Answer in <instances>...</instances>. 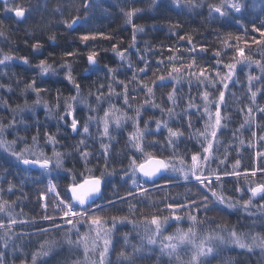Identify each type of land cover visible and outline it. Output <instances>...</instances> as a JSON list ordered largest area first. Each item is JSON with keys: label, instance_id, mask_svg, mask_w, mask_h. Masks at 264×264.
I'll return each instance as SVG.
<instances>
[{"label": "snow or ice", "instance_id": "obj_1", "mask_svg": "<svg viewBox=\"0 0 264 264\" xmlns=\"http://www.w3.org/2000/svg\"><path fill=\"white\" fill-rule=\"evenodd\" d=\"M161 0H152L150 7H159ZM207 3L208 16L214 21L227 22L232 20L236 25H240L241 14L248 5L244 0H219V3H212L209 0H169V5L183 12L184 10L194 11ZM260 12L264 14V0H258ZM72 5L69 4V7ZM91 0H79L76 11L79 13L83 8L85 15L91 8ZM256 7V3L252 5ZM0 10L5 13H14L19 20L25 17L28 11L23 5L12 3L9 0H2ZM55 11H63V7L58 4ZM125 23L131 26L132 34L128 48L122 49L118 41L113 44L111 51L123 62L122 65L113 68L104 66L105 82L97 83L100 79L93 80L89 85L87 95L83 94V86L77 82L73 75V66L69 57H76L78 52L65 51L60 57V71L64 72L63 79L72 85L74 93L64 96L62 91L57 88L54 103L44 99L42 93H50L51 89L41 87L38 81L45 76H57L59 72L53 63L47 59L39 60L38 64L32 65L26 56L16 55L14 50L9 47L8 52H3L0 48V66L5 68L10 66V62H21L29 68L35 67L36 74L24 83L20 89V95L26 96L29 92L35 95V99L29 103L27 99L23 104L17 103L11 106L3 95H0V108L9 113L10 118L0 113V152H3L18 163L22 164L25 171L37 172V183H43L46 179V188L41 191L39 196L40 208L43 210L40 219L49 222L50 227H35V232H17L18 226L27 224L36 225V218L31 221L21 219L24 215L21 212L15 213L16 200H8L0 197V264H15L19 259V264H45V258L51 256L57 249L65 252L63 264H113L110 259L111 253L115 249L116 241L114 237L119 233L124 225H132V229L140 237V243L130 244V233H122L123 246L117 253L116 264H135L137 256H143L145 252L150 256L158 249L157 262L163 264L161 258L167 257L168 264H211L212 260L221 256V253L230 246L253 252L259 249L264 253V230L256 231L257 225L264 229V181L249 179L256 177L257 172L264 173V165L248 170L242 174L237 169L240 160H236L232 165V171H220V167L225 165L228 157L229 146L225 145L224 159H220L215 153L221 144L219 134L228 127L231 119L226 111L228 103V91L231 87L244 83L239 80L238 72L242 71V66L252 67L253 64L259 69V75L247 74V86L245 92L248 102L240 106V98L235 93L232 96L237 101L236 111L242 117L239 127L233 130V138L239 139V134L249 126L253 139L264 141V134L258 135L256 130L251 128L257 120V114L264 116V105L258 103V96L264 95V53L261 59H253L246 53L249 42L239 34L227 32L217 36L218 47L211 48L209 45L194 42L190 33L180 35L177 29L181 26L175 24L170 27L172 35L178 37V41H186L188 47L180 44L169 45L166 49L163 43L152 45L148 40L144 41V47L138 46V34L145 33V27L137 25L134 17L142 11L139 8H121ZM84 19L79 15H71L61 21L66 30L75 31L76 25ZM253 32H259L260 39L253 40L261 48H264V16L258 20L249 21ZM247 35L245 28L244 36ZM111 40V34L89 32L79 35L81 43L94 41L97 37ZM0 38L6 39V34L0 30ZM53 43L56 40L55 34L49 36ZM235 43H231V41ZM11 43V42H9ZM27 43V42H26ZM243 44V46H241ZM42 44L36 41L31 44L33 52L39 53ZM190 57L187 61L182 56ZM132 50H135L137 60L135 63L130 59ZM211 50V57L207 54ZM231 50L232 56L225 62V56ZM170 53L164 55V52ZM159 57L153 63L148 53ZM49 55H52L51 53ZM87 55L88 68L86 73L96 72L98 65V52L90 49ZM202 60L203 63H198ZM167 61V64H165ZM123 64L127 65L124 70L125 75L131 71V76L121 80L117 76ZM143 65V66H141ZM162 69H166L163 70ZM152 71V77H148V72ZM0 76H8L7 72H0ZM141 77H144L143 79ZM187 81L189 85V95L186 99V106L182 109V115L187 118L188 138L195 139L199 144L198 150L181 152L179 144L182 142L185 132L181 127L170 126L169 121L179 117L175 108L180 99L177 85L182 81ZM17 80V85L20 84ZM261 82L260 87L256 83ZM195 84L199 91L202 103H197L196 98L191 95V87ZM167 101L169 107L165 109L163 102H155V88H168ZM107 88V91H105ZM120 88V91H117ZM0 90L4 92L14 91L11 83H0ZM143 90L144 95L141 103L134 104L137 97L134 93ZM95 99V104L92 99ZM120 100L122 106L113 103V99ZM107 103L103 115H99L100 109ZM37 107H43L45 115L49 119L57 120V131L50 133L45 130L43 133L44 145L40 144V129L31 136V143L28 138L15 131L13 139L8 140L7 134L22 126L25 132L29 131L40 121L37 118ZM148 107L161 112V117L167 116L168 119L155 118V132L151 131L152 117L143 119V112ZM62 109V110H61ZM134 112L128 115L127 110ZM195 113L203 120V129H194L192 113ZM214 109V110H213ZM81 110L87 112V118L83 125L77 115ZM31 114V123L28 122L27 114ZM70 121V123H69ZM143 121V127H141ZM127 122L132 123L133 130L128 133L125 148L131 151L117 152L119 167H110L113 164L112 142L116 139L112 135L113 125L116 131L122 130ZM95 123L99 137L100 150L90 151L91 145L88 138L97 139L92 136L91 126ZM71 129V134L79 135L82 138L73 143L70 151H60V125ZM162 129H166L167 135L164 141L153 139L146 141V136L157 135ZM107 141V142H105ZM240 145L245 141L239 139ZM23 145L17 150L19 145ZM51 146V155L47 154L45 148ZM159 145L160 156L155 151ZM248 143V147H252ZM171 150L170 155L164 156L163 153ZM239 151V148H237ZM190 153V162H189ZM82 162V168L76 167V156ZM97 158L99 175L96 174V166H90L93 157ZM126 157L127 163H124ZM256 157L264 160V151L257 149ZM72 158L73 167H65V160ZM216 161L217 168L213 169L211 163ZM7 169H3L7 173ZM55 173V176H53ZM232 176L236 178L233 186L234 195L226 194L225 184L228 183L223 177ZM245 179L247 189L240 184V179ZM66 179L64 189H60V180ZM55 181V182H54ZM23 183V182H22ZM150 185L151 187H147ZM184 187V193L171 195V189ZM16 185L12 180L8 181L7 192L13 193ZM5 191L0 187V193ZM154 193H164L159 201L154 200ZM183 196V200L180 197ZM247 197V198H245ZM259 201V203H257ZM148 202L151 207L156 209L151 216L141 213L139 219H133L137 215L139 205ZM162 203L163 208L157 205ZM127 204L128 211L125 215L107 216L105 213L109 209L117 212L123 210V205ZM54 213L50 215L49 207ZM167 212V214H163ZM242 212L246 214V219L250 221L247 231L238 230L236 224H231L223 220L227 214ZM200 213L204 215L201 216ZM209 213H216L221 217V222L216 221V216H209ZM188 222L186 229L177 227L171 234L165 235V226H171L170 222L181 224ZM201 234L203 225H211ZM67 226V227H65ZM81 227L84 231H81ZM143 229V235L140 233ZM61 232L63 241L55 238H48L51 231ZM29 236H44V240L37 241V247L30 253V259L24 251L22 244H17L16 240H23ZM131 246L132 251H127ZM16 254H19L18 256ZM220 264H233L231 258L221 261Z\"/></svg>", "mask_w": 264, "mask_h": 264}, {"label": "trees", "instance_id": "obj_2", "mask_svg": "<svg viewBox=\"0 0 264 264\" xmlns=\"http://www.w3.org/2000/svg\"><path fill=\"white\" fill-rule=\"evenodd\" d=\"M16 1V0H15ZM10 3H12V0H9ZM20 5H23L28 11H26L24 19H17L14 17V13L12 14H4L2 10H0V30H3L6 34L5 38H0V48L3 49V52H8L9 47H11L16 55L20 56H26L31 61L32 65L38 64L39 60L41 59H47L49 63H53L55 67H57V70L59 72V75L57 76H45L42 77L40 81H38L39 86L50 88V93H42L44 96V99L53 102L56 95V89L59 88L64 96L72 95L74 93L73 87H65L67 81L63 79L64 72L60 71L59 65H60V57L61 54L65 51H76L78 52V55L74 58L69 57V61L72 63L73 66V75L76 76L77 82L80 83L83 86V94L87 95L89 90V85L92 83L93 80H97V77L100 79L97 81V83L105 82V72L104 69L105 65H108L109 67L116 68L120 65H122L123 62H121L111 51V47L113 44H116L118 41H123L122 44H119V47L122 49L128 48L129 41L131 40V34L132 29L130 25H127L125 23V18L123 16V13L120 11L121 8H124L125 10H128L129 8H139L142 9L140 13L136 17H134V22L137 25H142L145 27V33L138 34V46L143 49L144 47V41L148 40L152 45H160L163 43L164 48L166 49L169 45L172 44H180L183 45L185 48L188 47L186 44V41H178V37L171 34L169 31L170 27L179 24L181 27L177 29L180 35H183L185 33H190L193 36L194 42L197 44L204 43L209 45L211 48L218 47V40L217 36L220 31H223V33L231 32L234 34H239L244 37L249 42V47L246 49V53L251 55L253 59L259 60L261 59V54L264 53V48H261L257 44L253 43V40H259L260 34L259 32H253L251 28V24L249 21L252 20H258L261 16H264L260 12L258 2H256V7H253L252 5L254 3H250L249 0H245L244 2L248 5L247 8L243 10L242 13V19L240 25H236L235 22L228 20L227 22H221V21H214L209 18L208 16V7L207 3L204 4L203 7L199 8L200 11H188L184 10L183 12L179 11L178 9H175L174 7L169 5V0H161L159 7H150L152 4V0H91L92 7L87 10V14L85 15V11L83 8L80 9L79 13L76 11V5L79 4V0H18ZM209 2L212 3H219V0H209ZM60 4L63 7V11H55L57 5ZM69 4L72 6L69 7ZM0 7H2V2L0 1ZM202 13V15H201ZM71 15H79L83 17L84 19L81 20L80 24L76 25V30H66L63 23H61L62 20L66 18H70ZM223 27V29H222ZM245 28H247V35L244 36ZM229 30V31H228ZM89 32L94 33H105V34H111L114 38L111 40H105L101 37H97L94 41H88L85 42L87 44V47H85L84 43H81V41L78 39L79 35L81 34H87ZM55 34L56 40L53 43L51 40H49V36ZM39 41L42 44V48L40 49L39 53L33 52V49L31 48V44ZM11 42V43H9ZM27 42V43H26ZM231 43H235V41H231ZM243 46V44H241ZM90 49H94L98 52L97 60V71L94 73H85V69L89 67L87 63V53ZM52 55H49V54ZM170 53L164 52V55H169ZM182 56H184V60L187 61L190 59V57L184 55L183 48L181 49ZM149 57L151 58V61L154 63L155 60L159 57V52L156 56H152L151 53H148ZM212 52L209 50L207 57H211ZM232 56L231 50L228 51V55L225 56V62L229 60V58ZM136 57L135 50H132V54L130 55V59L133 61V58ZM133 63H135L133 61ZM198 63H203L202 60H198ZM165 64H167V61H165ZM143 66V65H142ZM127 68L126 64H123V66L120 68V72L117 76L118 79H125L126 75L128 77L131 76V71H128L125 75V69ZM243 70L238 72L239 80L244 83V87H241L240 84H237L233 87H231L228 91V103L226 105V111L230 115L231 119L228 122V127L223 129L222 133L219 134V140L221 141L220 147H218V150L216 151V155L220 157V159H224V152H225V145L229 146L228 151V157L227 159H231L233 157V154L235 152L236 146H248V143L251 142L252 133L249 129V126H245V129L242 130V132L239 134V139H243L245 141V145H240L239 139L233 138V130L239 127V124L242 121V117L240 116L239 112L236 111L237 108V101L232 96V93L236 94V97L240 98V106H243L244 103L248 102V96L245 92V88L247 86V74L252 73L253 75H259L260 71L256 67L255 64L252 65L251 68L247 67L245 69L242 66ZM166 70V69H162ZM0 72H7L8 76H0V83L9 84L11 83L14 91L12 92H4V90H0V95H3L5 99L8 100L9 104L11 106H15L17 103L23 104L24 100L27 99L29 103H31L33 100L31 99L32 93L29 92L26 96H20L18 98L17 96L20 94V89L23 88L24 83H27L32 76L36 74L35 67L29 68L27 65H23L21 62L14 63L10 62V66L5 68L4 66H0ZM148 77H152V71L148 72ZM142 79L144 77H141ZM17 80H20V84L17 85ZM261 82L256 83V87H260ZM177 88L179 89L178 95L180 96V99L178 100L177 104L178 106L175 108V111L177 113H181L179 117L173 118L169 121L170 126L172 127H181V124H183V127L181 128L182 131L185 132L184 137L181 138L183 140L179 144V150L181 152L189 151V150H196V148L193 147L195 143V139H189L186 136V133L188 132L187 128V118L182 115V109L186 106V99L189 95V85L187 81H182L180 84L177 85ZM105 91H107V88H105ZM117 91H120V88H117ZM170 91V87L168 88H155V102L161 103L163 102V106L165 109H167L170 105L167 101V92ZM199 91L200 89L197 88L195 84L191 87V95L196 98L197 103H202L200 97H199ZM15 94V96H14ZM136 95L137 99L134 101V104L141 103V98L144 95L143 90L139 91L138 93H134ZM113 103H116L118 106H122V103L120 100H115V98L112 101ZM92 103L95 104V99H92ZM258 103L263 105L264 104V95L258 96ZM62 110V109H61ZM127 110V109H126ZM147 110L150 115L154 118L155 116H158L161 114V112L156 109L153 110L151 107H148ZM154 112H153V111ZM128 115L132 116L134 115V112L131 110H127ZM192 113V120L194 124V129H203V120L199 118V116L195 113V110H190ZM37 118L40 121L38 125H34L31 127V129L27 132L23 130L22 126H17V129L14 131H10L9 133L13 132L15 134V131H19V134L22 136H26L28 138L29 144L31 143V136L36 132L37 127L40 129V144L44 145V137L43 133L45 130L49 131L50 133H55L57 131V120L56 119H49L45 115V111L43 107H37ZM157 112V113H155ZM0 113H3L5 116H8L10 118L9 113L3 108H0ZM83 113L87 116V112L85 110H82V112H78L77 115L81 120H83ZM153 113V114H152ZM99 115H101V112L99 111ZM84 116V118H86ZM28 122L31 123V114H27ZM164 119H168L167 116H164ZM70 123V121H69ZM130 124L127 122L125 124V127L122 130L116 131L113 129L112 135L116 137V139L112 142V153H113V164L110 167H119L118 160L119 158L115 155L117 152L123 151H131V149L125 148V142L127 141L129 127ZM251 128L253 130H258L257 133L260 135L263 132L264 129V116H260L256 120V122L251 125ZM60 133L58 134V139L60 141V151H70L71 147L74 142L78 141V135L71 134V130L67 127H65L63 124L60 125ZM97 133V131H94ZM156 137H159L157 135ZM153 138V135L146 136V141H151ZM251 140V141H250ZM164 141V140H160ZM107 142V141H105ZM91 148L90 151H99L100 150V144L96 142L95 144H90ZM23 146V145H22ZM50 146V145H49ZM47 146L45 148V151L48 152ZM252 148V147H251ZM152 151H155L157 156H160L159 151V145L156 146L155 149H151ZM171 150L165 151L163 153L164 156L170 155ZM246 152V150L244 151ZM243 156L248 157L247 154H244ZM93 161L91 162L90 166H96V174L99 175V166H102V160L100 162V165H97V158L94 156ZM226 159V161H227ZM220 167V171H232L230 167L226 165ZM253 160H251L248 164L245 165V167H241L239 170H252L253 168ZM74 160L72 158H67L65 160V167L71 168L73 167ZM76 167L82 168V162H79L78 155L76 156ZM124 163H127L126 157L124 158ZM213 166H217L216 161L212 162ZM260 165H264L263 163H259L257 167ZM22 164H17L16 162L12 161L10 156L7 154H4L0 152V187L4 188L5 191L3 193H0V197H3L4 199L8 200H16L18 197L20 199L17 202V205L15 206V213H20L21 209H23L24 215H21V219H27L32 220L33 217L36 218V220L40 219V216L42 215L43 210L40 208V201L39 196L41 194V191L46 188V179L43 181V183H37L36 177L38 176L37 172H30L25 171ZM217 168V167H216ZM3 169H7V173L3 172ZM241 170V171H242ZM263 174H258L259 181H262L264 179H259L260 176H263ZM55 176V174H53ZM257 177V176H256ZM256 177H249V179H255ZM261 178V177H260ZM12 180L13 183L16 185V189L13 193L7 192V186L8 181ZM228 183L225 184V187L230 184L233 186L236 183V178L230 176L229 178H224ZM244 180V181H243ZM256 180V179H255ZM23 182V183H22ZM55 182V181H54ZM240 184L245 186V190L247 189V184L245 182V179L242 177L240 179ZM60 189H64L65 185L67 183L66 179L60 180ZM185 188L179 187V188H173L171 189V195H175L177 193H184ZM232 195H234V191L229 192ZM164 195V193H154L153 198L156 201H159L160 198ZM247 198V197H245ZM181 200H183V196L180 197ZM259 203V201H258ZM159 208H163L164 205L162 203L157 205ZM123 210L120 212H117L115 209H109L105 213L107 216L112 215H125L128 211L127 204L123 205ZM153 207L149 205L148 202H145L142 205H139L137 208V215L133 217V219H139V216L141 213L145 216H151V214L155 211ZM48 213L50 215H57V213L53 212L52 207L50 206L48 209ZM167 214V212L163 213ZM201 216H203V213H200ZM209 216H216V221L221 222V217L217 216L216 213H209ZM42 220V219H41ZM223 220L230 222L231 224H236L238 226V230L244 231L249 227L250 221L246 219V214H243L242 212H235V214L231 213L230 215H225L223 217ZM37 224V221H36ZM171 226H165L166 232L175 230L177 227H181L186 229L188 227V222L184 221L181 224H177L175 222H170ZM38 226V224H37ZM36 225L32 228H35ZM212 227H215V223H212L211 225H203L201 228V231H204L205 229ZM19 228H24L23 226L17 227L15 230L18 231ZM128 232L130 233L129 239L130 244H136L138 245L140 243V237L136 234V231L132 229V225H124L120 228L119 233L114 237L116 241L115 249L111 253L110 259L112 260L113 264H116V256L117 253L121 250V247L123 246V239H122V233ZM141 235H143V229H140ZM55 235V234H54ZM54 235L49 234L48 238H55ZM44 236H31L29 238H25L23 240L17 239L20 243L26 242L29 244V246H24L25 253L30 256L31 251L27 250L31 244L37 243L38 240H44L42 239ZM30 251V253H29ZM127 251L131 252L132 248L129 246L127 248ZM157 253L158 249H156L155 252H153L150 256L147 252L144 253L143 256H137L135 259V264H158L157 262ZM17 256L19 254H16ZM65 253L60 251L59 260H57V264H63V257ZM257 254H250L245 253L244 251L235 252L233 257L238 258L242 257L244 258L243 261L240 264H255L257 261ZM227 257L233 258L231 255H222L217 257L216 259L212 260L211 264H220L221 261H226ZM248 258H251L248 260ZM163 264H168V258L162 257L161 258ZM19 262V259L16 260L15 263ZM238 262L235 264H238ZM10 264H11V258H10Z\"/></svg>", "mask_w": 264, "mask_h": 264}, {"label": "rangeland", "instance_id": "obj_3", "mask_svg": "<svg viewBox=\"0 0 264 264\" xmlns=\"http://www.w3.org/2000/svg\"><path fill=\"white\" fill-rule=\"evenodd\" d=\"M245 1V0H244ZM250 1V3H256V2H258V0H249ZM15 3L16 4H20L19 2H18V0H16L15 1ZM3 13L4 14H11V13H5L4 11H3ZM243 13V12H242ZM242 13L241 14H237V15H242ZM13 14V13H12ZM14 15V14H13ZM14 17H15V15H14ZM21 19H24V18H21ZM20 19V20H21ZM232 21V20H231ZM234 22V21H233ZM136 60H137V57H134L133 58V61L134 62H136ZM15 63V62H14ZM16 63H19L18 61L16 62ZM142 66V65H141ZM245 69H247V66L245 65V66H243ZM69 86H71L72 87V85L71 84H69L68 82L66 83V85H65V87H69ZM33 94V93H32ZM14 96H15V94H14ZM20 94L17 96L18 98H20ZM31 99L32 100H34L35 99V95L33 94L32 95V97H31ZM264 105V104H263ZM108 107V104L107 103H105L104 104V106L100 109V112H101V116L103 115V111H104V108H107ZM214 110V109H213ZM148 111H150V110H147V111H145V112H143V119L144 120H147V119H149V117H152V115H150L149 113H148ZM153 111V110H152ZM82 112V110L80 111V113ZM154 112V111H153ZM155 113H157V112H155ZM153 114V113H152ZM83 115H84V113H83ZM84 116H86V115H84ZM84 116H83V120H81L80 119V124H81V126L83 125V122H84V120L87 118V116H86V118H84ZM261 116V115H260ZM258 117H259V114H257V119H258ZM155 118H162V119H164V117H161V114H159L158 116H155L154 118L152 117V124H151V131H153V132H155V123H154V120H155ZM129 124H130V128H129V131L131 132L132 130H133V127H132V123L131 122H129ZM141 127H143V121H141ZM70 129V128H69ZM113 129H114V125H113ZM198 129V128H197ZM94 131H97V126H96V124L95 123H93L92 124V126H91V133H92V136H94V137H97V139H92L91 137L90 138H88V143L89 144H95L96 142H98V144H99V137H98V133H96V132H94ZM258 131V130H257ZM129 132V133H130ZM258 134V133H257ZM261 134H264V129H263V132L261 133ZM260 134V135H261ZM13 135H14V133L13 132H11V133H9V134H7V139L8 140H11V139H13ZM157 135H159V137H156ZM157 135H153V138L151 139V140H153V139H158V140H164V136L165 135H167V131H166V129H162L161 130V132L159 133V134H157ZM186 136L188 137V132L186 133ZM127 137H128V135H127ZM82 137L81 136H79L78 135V140H80ZM251 140H252V148L251 147H248V146H236V150H235V152H234V154H233V157L231 158V159H227V161H226V165L228 166V167H230V169H232V165H234L235 164V161L236 160H240V166H239V168H243V167H245V165L246 164H248L251 160H253V168L252 169H254V168H258L257 167V165L259 164V163H263L264 162V160H260V159H258L257 157H256V151H257V149H259V150H261V151H264V141H259V140H256V139H253V137H251ZM250 140V141H251ZM181 141H183V140H181ZM195 143H197V141H195ZM243 145H245V143L243 144ZM20 147H23L22 146V144L21 145H19L18 147H17V150H19V148ZM193 147L194 148H196V150H198L199 149V144L197 143V144H194L193 145ZM218 147H220V145L218 146ZM100 148V147H99ZM237 148H239V151H237ZM49 150H48V152L49 153H47V154H49V155H51V146H49V148H48ZM170 150V149H169ZM246 150V152H244ZM168 151V150H167ZM47 152V151H46ZM3 153V152H2ZM5 154V153H4ZM244 154H247L248 155V157H245V156H243ZM10 158H11V160L12 161H14V162H16L15 160H14V158H12L11 156H10ZM225 158V157H224ZM92 161H93V159H92ZM189 162H190V153H189ZM17 163V162H16ZM18 164V163H17ZM211 167L213 168V169H215L217 166H213L212 165V163H211ZM238 168V169H239ZM242 170V169H241ZM239 170L242 174H244L245 173V171L247 170V169H245V170ZM249 172L251 171V170H248ZM53 174H55V173H53ZM258 174H263V173H261V172H257V177L255 178L256 180L258 179ZM230 176H228V177H226V178H229ZM243 177V176H242ZM250 177V176H249ZM261 177V178H260ZM259 177V179H264V175L263 176H260ZM225 177H223V179H224ZM244 181V180H243ZM262 181H264V180H262ZM46 184H47V181H46ZM229 185V184H228ZM226 186L225 187V190H226V194H229V195H232L231 193H229V192H231V191H233V190H231L232 189V184H230V186ZM147 187H151L150 185H147ZM41 202V201H40ZM42 203V202H41ZM257 203H258V201H257ZM233 214H235V212H233ZM244 214V213H243ZM57 215H58V213H57ZM29 221H31V220H29ZM37 221V224H38V227H50V224H49V222H47V221H44V220H41V219H38V220H36ZM37 224H36V227H37ZM19 227V226H18ZM23 227L24 228H19L18 229V231L17 232H26V233H29V234H31V233H33V232H35V228H32V227H34L31 223L30 224H27V225H23ZM65 227H67V226H65ZM248 230V227H247V229H245L244 231H247ZM256 231H262V230H264V229H261V227L259 226V225H257V227H256V229H255ZM81 231H84V228L83 227H81ZM175 230H172V231H169V232H164V234L165 235H168V234H171L172 232H174ZM49 234H51V235H54L55 236V239H57V240H60V241H63V239H64V237H63V234L61 233V232H56V231H51V232H49L48 233V235ZM201 234H203V231H201ZM29 237H31V236H29ZM29 237H26V238H29ZM42 239H44V238H42ZM16 243L17 244H22L23 246H29V244L28 243H26V242H22V241H20V243L18 242V241H16ZM38 245H37V243H34V244H31V246L27 249V250H30V251H32V250H34V248H36ZM30 251H29V253H30ZM240 251H244L245 253H250V254H257L258 256H257V259H256V263L255 264H264V253H262L259 249H256V250H254L253 252H247L246 250H241V249H238V248H235V247H232V246H230L228 249H226V250H224L222 253H221V256L223 255H231L232 257H233V255H234V253L235 252H240ZM65 253V252H64ZM59 255H60V250L59 249H57L51 256H49V257H47V258H45V264H57V263H55V262H57V260H59L60 258H59ZM230 257H227V259H229ZM28 259H30V256H28ZM232 260H233V264H235V262L237 263L238 261H243L244 260V258H242V257H238V258H231ZM249 259H251V258H248V260ZM240 263H242V262H238V264H240ZM15 264H19V262H17V263H15Z\"/></svg>", "mask_w": 264, "mask_h": 264}, {"label": "bare ground", "instance_id": "obj_4", "mask_svg": "<svg viewBox=\"0 0 264 264\" xmlns=\"http://www.w3.org/2000/svg\"><path fill=\"white\" fill-rule=\"evenodd\" d=\"M196 11H198V12H199V11H200V9L198 8ZM201 15H202V13H201ZM222 29H223V27H222ZM228 31H229V30H228ZM223 34H224V33H223V31H220V32H219V35H223ZM85 73H86V72H85Z\"/></svg>", "mask_w": 264, "mask_h": 264}, {"label": "water", "instance_id": "obj_5", "mask_svg": "<svg viewBox=\"0 0 264 264\" xmlns=\"http://www.w3.org/2000/svg\"><path fill=\"white\" fill-rule=\"evenodd\" d=\"M2 1V0H1Z\"/></svg>", "mask_w": 264, "mask_h": 264}]
</instances>
